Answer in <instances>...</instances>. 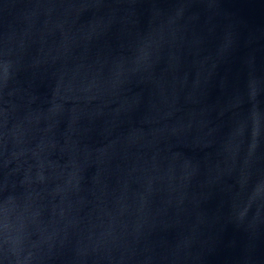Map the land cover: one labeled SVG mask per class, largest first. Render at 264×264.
Segmentation results:
<instances>
[{
    "label": "water",
    "instance_id": "1",
    "mask_svg": "<svg viewBox=\"0 0 264 264\" xmlns=\"http://www.w3.org/2000/svg\"><path fill=\"white\" fill-rule=\"evenodd\" d=\"M0 264H264V0H0Z\"/></svg>",
    "mask_w": 264,
    "mask_h": 264
}]
</instances>
